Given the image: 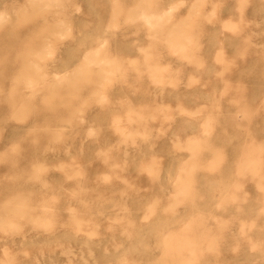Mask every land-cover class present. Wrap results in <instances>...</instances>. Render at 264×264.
<instances>
[{"label": "rangeland", "instance_id": "374dc122", "mask_svg": "<svg viewBox=\"0 0 264 264\" xmlns=\"http://www.w3.org/2000/svg\"><path fill=\"white\" fill-rule=\"evenodd\" d=\"M41 1L0 0V264H264V0Z\"/></svg>", "mask_w": 264, "mask_h": 264}, {"label": "bare ground", "instance_id": "6f19581e", "mask_svg": "<svg viewBox=\"0 0 264 264\" xmlns=\"http://www.w3.org/2000/svg\"><path fill=\"white\" fill-rule=\"evenodd\" d=\"M33 1V0H32ZM43 2H46L48 5H61V6H63V7H65V3L63 2V0H42ZM41 1V2H42ZM155 2V1H154ZM61 3V4H60ZM150 3V1H147V3H145V0H141L140 1V4H139V9L138 10H132V11H130V12H128V13H126L125 15H124V18H123V20L124 21H133V20H137V21H140V22H142V23H144L145 24V26H147L150 30H152V31H159V29H160V24L161 23H163L164 22V20L166 19L165 17H166V15L168 14V12L169 11H171V9H173L172 7H169L168 9H162V10H159V9H161V8H159L158 6L155 8L154 6H153V3L151 4H149ZM114 6L116 7H119L120 6V3H119V1H117V0H114ZM175 5V4H174ZM47 6V5H46ZM78 7V6H77ZM5 8V7H4ZM4 8L3 9H1V10H3V11H1L0 10V22H2V21H5V20H9L10 19V11H9V8H8V11L7 10H4ZM79 8V7H78ZM174 8H176V7H174ZM119 9H120V7H119ZM115 12V11H114ZM117 18V17H116ZM115 18V19H116ZM115 21V20H114ZM119 23V21L118 22H115V26L117 27V24ZM181 23V22H180ZM60 27H62L61 25H60ZM61 29V28H60ZM68 29H69V27H68ZM148 29V30H149ZM64 30V29H63ZM56 31V30H55ZM62 31V30H61ZM170 31V30H169ZM177 31V30H176ZM59 32V31H58ZM64 32H65V30L63 31V34H64ZM178 32V31H177ZM180 32V31H179ZM179 32H178V34H179ZM66 33V32H65ZM181 33V32H180ZM175 34H177V33H175ZM65 35V34H64ZM170 35V34H169ZM173 36V35H172ZM172 36H170V38L172 37ZM179 36V35H178ZM186 36V35H185ZM167 37H168V35H167ZM183 37V36H182ZM174 38V36L172 37V39ZM184 38H186V37H183V39ZM99 41H100V45L97 47V48H91V49H89L87 52H85V60L86 61H88L89 62V64L88 65H84V66H86L87 68L89 67V65L91 64V63H94L95 65H97V66H99V72L100 73H103L102 74V76H106V77H104V78H107V76H108V74H112V73H114L115 72V68L116 67H118L117 65H118V61L120 60V57H119V53L116 51V52H112L111 51V49H110V46H109V44H108V41H107V38H106V36L105 35H101L100 37H99ZM165 41V40H164ZM167 41H169L171 44V46H172V48H174V52L175 53H177V54H180L181 56H185L186 55V52L184 51V44H182V43H178L177 42V44H176V46L177 47H175L174 46V44H172V40L170 41V39L169 40H167ZM187 41H188V38H187ZM190 41V40H189ZM62 43V42H61ZM139 50H140V52L141 53H143V54H145L146 55V57L147 56H151L152 54H153V52L152 51H149V50H147L146 48H143V47H140L139 48ZM41 51H43V52H45L46 54H52V52L54 51V49L53 48H46V49H43V50H41ZM41 51L39 52V51H37L36 53H41ZM108 54H112V56H107ZM31 55V54H30ZM38 58H39V56H38ZM148 60V59H147ZM29 62H30V60H29ZM120 65V64H119ZM31 67V66H30ZM36 69H35V71H39L40 73L38 74V72H36L38 75V77L39 78H45V77H47L48 76V74H47V71H42V69H44V64H39V63H35V66H34ZM89 69V68H88ZM167 69V67L166 66H160V67H158V65L156 66V67H154L153 69H152V73L153 74H157L156 72H162V71H165ZM31 70V69H30ZM45 70V69H44ZM24 74V73H23ZM55 74V73H54ZM60 74H62V73H60ZM59 74V75H60ZM28 75V74H27ZM58 76V75H57ZM56 75L54 76V77H57ZM70 76H67L66 74H62L61 76H58V78H59V80H65V79H67V78H69ZM74 77V76H73ZM107 80H108V78H107ZM100 81V80H99ZM98 81V82H99ZM30 82H31V80H30ZM102 82V81H101ZM100 82V83H101ZM55 83V82H54ZM99 83V84H100ZM98 84V85H99ZM53 85V84H52ZM80 88V87H79ZM95 92V91H94ZM102 99V98H101ZM207 100V99H206ZM84 102V101H83ZM186 115V114H185ZM193 118V117H192ZM82 119V118H81ZM186 119V118H185ZM189 119V118H188ZM187 125V124H186ZM186 127V126H185ZM194 128V127H193ZM201 129H202V127H200ZM205 128V127H204ZM199 130V129H198ZM202 132H203V130H202ZM194 133H196V132H194ZM201 133V132H200ZM201 134H203V133H201ZM196 136V135H195ZM172 141V140H171ZM174 143V142H173ZM220 156V155H219ZM181 159V158H180ZM181 161V160H180ZM218 161V160H217ZM248 166H250V165H252V161L251 160H249V161H247V163H246ZM173 170V169H172ZM174 171V170H173ZM37 172V171H36ZM261 178H263L264 179V173H263V175L261 176ZM196 183V182H195ZM264 182H260V184H262V185H264L263 184ZM183 192V191H182ZM226 200H227V194H225V193H222V196H221V203H222V207L224 208V206H225V204H224V202H226ZM173 208V207H172ZM145 217V216H144ZM149 218V217H148ZM2 221V220H1ZM5 222V221H4ZM222 225H224L225 223H221ZM13 225V224H12ZM11 225V226H12ZM19 226V225H18ZM129 235V234H128ZM133 236V235H132ZM136 237H137V235H136ZM129 238V237H128ZM149 241V240H148ZM147 241V242H148ZM148 244H149V242H148ZM147 244V245H148ZM201 244V243H200ZM146 245V244H145ZM150 245V244H149Z\"/></svg>", "mask_w": 264, "mask_h": 264}]
</instances>
